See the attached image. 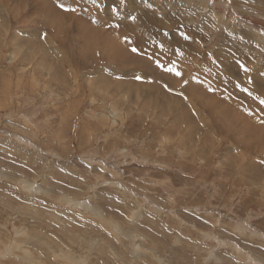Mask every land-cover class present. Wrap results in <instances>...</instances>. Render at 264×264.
Here are the masks:
<instances>
[{"label": "rangeland", "instance_id": "rangeland-1", "mask_svg": "<svg viewBox=\"0 0 264 264\" xmlns=\"http://www.w3.org/2000/svg\"><path fill=\"white\" fill-rule=\"evenodd\" d=\"M0 264H264V0H0Z\"/></svg>", "mask_w": 264, "mask_h": 264}]
</instances>
